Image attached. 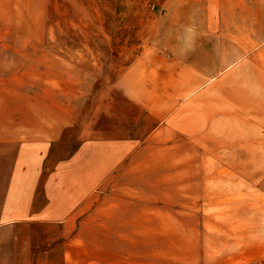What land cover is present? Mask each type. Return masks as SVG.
Masks as SVG:
<instances>
[{"label":"rangeland","instance_id":"obj_1","mask_svg":"<svg viewBox=\"0 0 264 264\" xmlns=\"http://www.w3.org/2000/svg\"><path fill=\"white\" fill-rule=\"evenodd\" d=\"M125 74L180 97L147 122V161L116 169L195 174L163 181L196 190L180 209L196 212L204 264H264V0H0V171L76 152L107 171L91 159L108 153Z\"/></svg>","mask_w":264,"mask_h":264},{"label":"crops","instance_id":"obj_2","mask_svg":"<svg viewBox=\"0 0 264 264\" xmlns=\"http://www.w3.org/2000/svg\"><path fill=\"white\" fill-rule=\"evenodd\" d=\"M259 31L250 30L256 36ZM129 78L125 74L122 86H116L123 106L112 108L106 142L100 143L108 153L91 159L107 163V171L99 166L84 171V159L77 152L57 158L54 168L47 158V170L37 166L32 154L10 171H0V264L205 263L196 212L180 209L192 203L195 188L163 181L196 178L195 174L116 169L121 163L147 161L141 149L150 144L149 138L157 141L153 138L159 134L158 128L147 130V122H162L175 114L163 100L171 103L180 97L174 92L165 96L155 86L149 93L139 90L128 84ZM48 146L49 140V150ZM104 178L119 182L98 185ZM145 179L161 181L148 186Z\"/></svg>","mask_w":264,"mask_h":264}]
</instances>
